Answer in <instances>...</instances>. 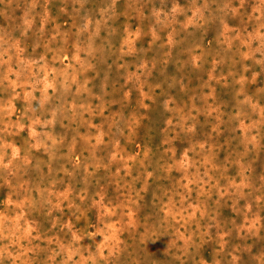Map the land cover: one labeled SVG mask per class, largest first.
<instances>
[{"label": "rangeland", "instance_id": "obj_1", "mask_svg": "<svg viewBox=\"0 0 264 264\" xmlns=\"http://www.w3.org/2000/svg\"><path fill=\"white\" fill-rule=\"evenodd\" d=\"M0 264H264V0H0Z\"/></svg>", "mask_w": 264, "mask_h": 264}]
</instances>
